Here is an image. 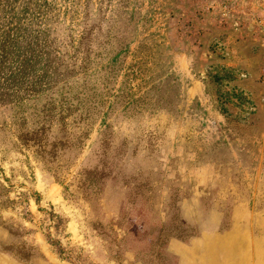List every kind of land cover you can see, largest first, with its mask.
Returning <instances> with one entry per match:
<instances>
[{"label": "rangeland", "instance_id": "1", "mask_svg": "<svg viewBox=\"0 0 264 264\" xmlns=\"http://www.w3.org/2000/svg\"><path fill=\"white\" fill-rule=\"evenodd\" d=\"M0 264H264V0H0Z\"/></svg>", "mask_w": 264, "mask_h": 264}, {"label": "trees", "instance_id": "2", "mask_svg": "<svg viewBox=\"0 0 264 264\" xmlns=\"http://www.w3.org/2000/svg\"><path fill=\"white\" fill-rule=\"evenodd\" d=\"M35 53H36V51H35ZM37 55H38V53H36ZM36 55V56H37ZM31 60H32V56H26L25 58H24V62L25 63H29V64H31ZM54 62H56L55 61V59H53L52 57H51V60L49 61V65H51L52 63H54ZM50 67V66H49ZM49 67H47L46 68V70H45V72L46 73H48V75L46 76V79H44L45 81H47V83H49V82H51L52 80H54V76H51V74H49V72H48V69H49ZM50 69L51 70H53V69H56V67H55V65H51V67H50ZM46 73H45V75H46ZM56 78V77H55ZM37 82H35V85H37L39 88H42V84L43 83H41V81L40 82H38V79L36 80ZM32 89H35V86L33 85V87H32ZM31 89V90H32Z\"/></svg>", "mask_w": 264, "mask_h": 264}]
</instances>
